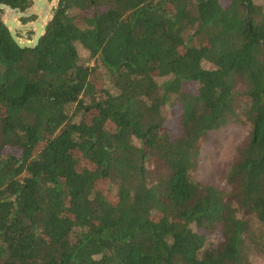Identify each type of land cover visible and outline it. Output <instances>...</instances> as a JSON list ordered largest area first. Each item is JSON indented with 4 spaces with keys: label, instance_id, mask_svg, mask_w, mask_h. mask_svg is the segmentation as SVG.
Wrapping results in <instances>:
<instances>
[{
    "label": "trees",
    "instance_id": "obj_1",
    "mask_svg": "<svg viewBox=\"0 0 264 264\" xmlns=\"http://www.w3.org/2000/svg\"><path fill=\"white\" fill-rule=\"evenodd\" d=\"M61 7L35 49L0 17V264H251L247 219L264 226V5ZM165 109L179 110L180 133ZM238 122L251 131L229 190L196 181L199 142ZM151 157L166 177L150 186Z\"/></svg>",
    "mask_w": 264,
    "mask_h": 264
},
{
    "label": "rangeland",
    "instance_id": "obj_2",
    "mask_svg": "<svg viewBox=\"0 0 264 264\" xmlns=\"http://www.w3.org/2000/svg\"><path fill=\"white\" fill-rule=\"evenodd\" d=\"M52 1H61V0H50ZM257 4L264 5V0H254ZM55 7L52 4V10L54 11ZM34 19L30 18L31 21L25 25L32 24L34 21L39 19V16H34ZM1 19L5 21L7 19L6 12L1 13ZM22 24H24L22 22ZM33 37L36 36V30L33 28L31 32ZM82 59L84 63L91 66L94 65V61L89 59V54L82 52ZM204 67L206 69H213L214 66L210 63H205ZM101 74L106 79V71L100 69ZM106 81V80H105ZM102 85V82H101ZM239 92H244L245 87L242 84H239ZM243 106L246 107L249 105V102L246 98L242 101ZM165 115L169 120L170 131L180 133L179 126V110L177 109L174 114L169 113V109H165ZM251 131V126L248 123L238 122L230 124L227 127H224L217 131L209 132L198 145V164L195 170L192 172L193 178L202 183L212 185L220 190L228 191L229 187L227 184V177L231 165L239 158V151L245 145L249 138ZM174 136L177 134H173ZM137 145H140V142L135 140ZM148 170V181L149 185H154L157 183L158 179L166 177V171L162 164H160L154 157L148 159L147 163ZM118 186L115 185L112 187L111 195L116 197ZM252 224L250 238L248 240L249 244V255L251 264H264V226H262L258 221L249 217L247 219ZM218 234V236H217ZM221 241L222 236L220 233L212 235L208 239V244L215 242L216 240Z\"/></svg>",
    "mask_w": 264,
    "mask_h": 264
},
{
    "label": "water",
    "instance_id": "obj_3",
    "mask_svg": "<svg viewBox=\"0 0 264 264\" xmlns=\"http://www.w3.org/2000/svg\"><path fill=\"white\" fill-rule=\"evenodd\" d=\"M33 5L23 12L21 9L0 4V17L4 11L7 14V19L4 21L6 27L10 30V34L15 43L21 49H35L39 46L41 39L45 35L49 23L58 15L61 10L59 1H52L55 9L52 10L50 0H32ZM34 16H39V19L32 24H22L23 19H30ZM35 28L36 36L33 37L31 32Z\"/></svg>",
    "mask_w": 264,
    "mask_h": 264
},
{
    "label": "flooded vegetation",
    "instance_id": "obj_4",
    "mask_svg": "<svg viewBox=\"0 0 264 264\" xmlns=\"http://www.w3.org/2000/svg\"><path fill=\"white\" fill-rule=\"evenodd\" d=\"M60 3H61V1H60Z\"/></svg>",
    "mask_w": 264,
    "mask_h": 264
}]
</instances>
